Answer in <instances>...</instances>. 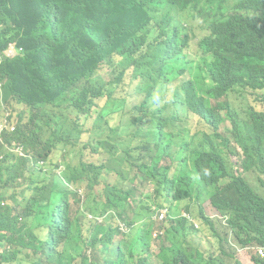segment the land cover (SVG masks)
I'll use <instances>...</instances> for the list:
<instances>
[{
	"label": "trees",
	"instance_id": "16d2710c",
	"mask_svg": "<svg viewBox=\"0 0 264 264\" xmlns=\"http://www.w3.org/2000/svg\"><path fill=\"white\" fill-rule=\"evenodd\" d=\"M228 3L0 0V123L25 110L0 138V264H241L251 247L264 264V113L235 104L264 90V0ZM196 21L210 33L194 43ZM87 73L101 85L67 95ZM87 149L104 162L84 160ZM56 152L62 164L44 165ZM109 213L128 235L103 225Z\"/></svg>",
	"mask_w": 264,
	"mask_h": 264
},
{
	"label": "rangeland",
	"instance_id": "374dc122",
	"mask_svg": "<svg viewBox=\"0 0 264 264\" xmlns=\"http://www.w3.org/2000/svg\"><path fill=\"white\" fill-rule=\"evenodd\" d=\"M238 0H229V6L230 7H233L235 5V3L237 2ZM222 17H225L226 16V13L223 12ZM151 28H153V24L150 25ZM172 28V26H171ZM193 36H194V43H197L200 39L204 38L205 35L209 34V30H208V27L202 22V21H196L193 25ZM155 35L159 36L160 35V31H157V32H154ZM7 53L9 54H12V59L15 57V50H14V45H11V47L8 49V50H4L3 52V55L5 56ZM117 53H113L112 55L110 56H115ZM122 58L125 57L124 54H120ZM1 65V64H0ZM79 68L78 67H72V68H69L66 73H67V76L70 77L72 79V73L75 72V71H78ZM88 73L87 74H84L77 82H74L73 84V87L69 90H67L65 93L67 95H72L74 89L76 87H88L90 89H95L97 87H99L101 85V82L98 78H92L89 80L88 78ZM132 89H133V86L130 82V80L128 79L125 83V86L120 90V93L119 95L120 96H129L131 95L132 93ZM106 103V100H101L99 101V108H102ZM252 104L258 111H263L264 112V91H258V92H253L251 93V95L248 96V98L245 100V99H239L237 102H235V104L237 105V107L242 111L243 107L247 104ZM11 112H12V108L10 109ZM24 108L22 107L18 112H15L13 113L16 118L18 119V122L20 121V115H22L24 113ZM96 117V114L93 113L92 115V118L89 119V120H84L83 119V123L85 124V129L87 131V133H85L83 135V138L82 140L84 142H88V141H91L92 140V134L88 132V130H91L93 129V124H94V119ZM189 119H190V124L193 128L194 131H197V130H205L207 131L208 128L207 126L204 124V123H201L199 118L195 115H190L189 116ZM117 123V117H116V120L111 122L112 125H115ZM26 125V124H24ZM227 127H230V122H227L226 124ZM226 126H223L222 128V132L223 133H226ZM0 143H2V140H0ZM85 160L87 161H90V162H93V163H96V164H101L103 163L104 159H105V155L104 154H94V153H91L90 149H87L84 151V157H83ZM62 160V154L61 152H56L55 154L52 155V158H51V161L49 162L50 163H58L59 161ZM233 161L236 163V168L238 170L241 169L240 167V158L239 157H234L233 158ZM30 166L31 167H34V161L32 160L30 162ZM244 174V173H243ZM249 182L254 186V187H257L258 186V179L256 176L252 175V174H244ZM114 179V176H111L110 177V180H113ZM26 180V176H24V182ZM82 193V200L84 201V196H85V191L84 189L81 191ZM96 191L91 193V196H92V200L95 199L94 195H95ZM168 206H167V209L169 210V213L172 212V209H171V206L172 204L170 202H165ZM7 205V204H6ZM72 205V211H71V217H74L75 216V213L77 211V208L73 205V203L71 204ZM185 207H186V204L185 203H182L179 207L180 211L178 213H186L185 212ZM206 209H207V214L209 215V217H213L214 215L217 214V212L211 207L210 204H207L206 205ZM176 212H173L172 214H175ZM14 216H17V213L14 214ZM96 216L95 215H89V217L87 218V220H85V222H90V221H95L96 220ZM169 218V217H168ZM167 218V219H168ZM214 221H216L218 218H212ZM199 226L200 227H205L200 221H197ZM114 225L117 227L118 226V222L116 221L114 223ZM23 227V224L22 223H19L18 225V228H22ZM198 229V227H196ZM83 236L84 238L87 237V234L86 232L84 231L83 232ZM200 236L203 238V234L200 233ZM181 237H182V240L184 239V235L183 233H181ZM45 239H47V237H45ZM255 252L253 250V247L251 248H248V249H244L241 251V253L238 254V259L239 261L242 263V264H253L252 262V259L255 258Z\"/></svg>",
	"mask_w": 264,
	"mask_h": 264
},
{
	"label": "clouds",
	"instance_id": "9594fccd",
	"mask_svg": "<svg viewBox=\"0 0 264 264\" xmlns=\"http://www.w3.org/2000/svg\"><path fill=\"white\" fill-rule=\"evenodd\" d=\"M209 33H210V31H209ZM208 35V34H207ZM206 36V35H205ZM15 50V56H17L18 55V51L16 50V49H14ZM9 58H12V54H9V53H7L6 54ZM258 91H264V90H258ZM258 91H254V92H258ZM251 93H253V92H250V94L249 95H251ZM249 95H247L246 96V98H242V99H247L248 98V96ZM157 100H158V98H157ZM247 105H252V104H247ZM247 105H245L244 107H243V109H242V111L240 110V112H241V114H242V116H244V114H243V111H244V108L247 106ZM253 106V105H252ZM254 107V106H253ZM255 108V107H254ZM255 110L256 111H258L256 108H255ZM258 112H263V111H258ZM264 113V112H263ZM116 117H117V122H118V118H119V116H115L114 118H115V120H116ZM114 120V121H115ZM17 121H18V119H17ZM113 122V121H112ZM227 122H229V121H227ZM18 124H19V122H18ZM117 124V123H116ZM227 124V123H226ZM226 124L225 125H223V126H226ZM206 125V124H205ZM230 127H231V123H230ZM230 127H228V128H230ZM17 128H18V125H17ZM223 128V127H222ZM226 128H227V126H226ZM226 128H225V130H226ZM193 129V128H192ZM194 131V130H193ZM197 131H201V130H197ZM203 131H205V130H203ZM208 131V130H207ZM194 132H196V131H194ZM221 132H222V129H221ZM223 133V132H222ZM223 134H227V131H226V133H223ZM83 141V140H82ZM84 142V141H83ZM89 142V141H88ZM84 143H87V142H84ZM91 151V150H90ZM92 153V152H91ZM55 154V153H54ZM62 154V153H61ZM95 154V153H94ZM16 156V155H15ZM17 157H19V158H24V159H29L30 157H29V155H28V152H27V157H20V156H18L17 155ZM84 157V156H83ZM236 157H238V156H236ZM51 158H52V156H51ZM51 158H50V160H49V162L51 161ZM240 158V157H239ZM84 159V158H83ZM85 160V159H84ZM87 161V160H86ZM49 162H45L44 163V165L45 164H48L49 165ZM88 162H90V161H88ZM104 162V161H103ZM58 163H61L62 164V160L61 161H59ZM43 164V163H42ZM50 164H54V163H50ZM55 164H57V163H55ZM96 164V163H95ZM102 164V163H101ZM98 165H100V164H98ZM240 167H241V163H240ZM61 169H62V172H63V170H64V167L61 165ZM239 175H243V176H245L244 174H248V173H246V172H244V170H243V168L241 167V169L239 170ZM244 173V174H243ZM246 177V176H245ZM169 214L167 213V211H166V215H165V218L168 216ZM184 217H186L187 219H189V220H192V218H191V216L190 215H188V214H186V213H183L182 214ZM160 216V215H159ZM164 218V219H165ZM97 219V218H96ZM160 219V218H159ZM160 220H163V219H160ZM118 222V226L116 227L115 225H114V223L115 222ZM106 223H110L115 229H119V231H120V233H121V236L123 237V236H126V235H128V232L126 231V229H125V226H124V224L120 221V220H118L117 218H115V219H113V214L112 213H109V214H107V215H105V222L103 223V225L104 224H106ZM196 227H198V225L196 224ZM155 234H157L158 236L159 235H161L160 233H155ZM155 234H154V238H155ZM157 236V237H158ZM261 250H263L264 251V249H261ZM258 257L259 258H261V259H264V254H261L260 253V250H259V253H258ZM238 258V257H237ZM239 260V259H238ZM240 262V261H239ZM241 263V262H240ZM242 264V263H241ZM254 264V263H253Z\"/></svg>",
	"mask_w": 264,
	"mask_h": 264
},
{
	"label": "built area",
	"instance_id": "2783aa9c",
	"mask_svg": "<svg viewBox=\"0 0 264 264\" xmlns=\"http://www.w3.org/2000/svg\"><path fill=\"white\" fill-rule=\"evenodd\" d=\"M4 117L8 118V114H5ZM17 125H18V121L16 116H14L11 121H9L8 119L2 120V122L0 123V138L2 137L4 132H15L17 130ZM15 152H17L18 156L20 157H27V152H24L23 148L20 146L15 149ZM165 215H166V211H162L160 213L159 218L164 219ZM157 236L158 235L155 234V238H157ZM260 253L264 254V251L260 250Z\"/></svg>",
	"mask_w": 264,
	"mask_h": 264
}]
</instances>
